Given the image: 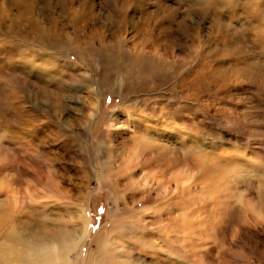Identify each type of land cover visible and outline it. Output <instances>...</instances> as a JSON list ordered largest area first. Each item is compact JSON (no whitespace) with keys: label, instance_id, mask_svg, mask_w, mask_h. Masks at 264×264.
I'll return each instance as SVG.
<instances>
[{"label":"rangeland","instance_id":"obj_1","mask_svg":"<svg viewBox=\"0 0 264 264\" xmlns=\"http://www.w3.org/2000/svg\"><path fill=\"white\" fill-rule=\"evenodd\" d=\"M12 1L0 0V48L33 22L75 26L82 57L42 47L60 62L55 99L33 73L16 89L24 77L0 55V238L38 224L56 240L87 220L66 263L119 238L130 264H264V0ZM141 52L149 71L116 69Z\"/></svg>","mask_w":264,"mask_h":264},{"label":"bare ground","instance_id":"obj_2","mask_svg":"<svg viewBox=\"0 0 264 264\" xmlns=\"http://www.w3.org/2000/svg\"><path fill=\"white\" fill-rule=\"evenodd\" d=\"M21 1L22 0L12 1L11 2L12 8L17 9L20 6ZM29 1H31V0H29ZM25 11L27 14L29 13L28 7H26ZM5 13H7V10H5ZM68 18H70L69 20H71L73 18L78 19L77 17H75L73 15H68ZM55 25L56 24H54V28H52L53 30H57ZM31 28L32 29L30 31H27L25 29H20V32H17V34H15L13 41L12 40L7 41L6 46L5 45H3V47L1 46L0 55H4L5 57H7V59L9 60V63L14 66V68L13 67L12 68L17 70V73L19 76L24 77V76L30 75V73L31 74L33 73V76H34L33 79L41 88V93L44 96H47V97L49 96V97H53L56 99V98H58V95L60 94V91L62 89L59 88V85L57 82V77L55 76V73L53 70L59 69L58 66L60 65L59 64L60 62L56 58L55 53H46L44 51V49H42V47H45V49L47 47V50L57 52L58 50H56V49H60L63 45H65L67 47L65 53H67V51L72 50V52L75 53V56L77 57V59H80L82 57V55L80 54V52L78 50L80 40H78L77 39L78 36H76L77 32H78V28H76L75 26L73 28L71 27V30L73 29L72 30L73 31L72 32L73 37L63 35L62 33H58L57 31H52L54 33L46 34L47 32L44 33L43 29L41 27L35 25L34 22L31 24ZM82 40L83 39H81V41ZM0 42H5V41H4V39H0ZM42 42H43V44L40 46V49H42V54H40L39 52H37V53L35 52V56H36L35 59H37V61H41L40 65L37 66L34 64V62H30L31 61L30 58L32 57L30 54L31 53L34 54V51H33L34 49L32 50L33 43L34 44L35 43L41 44ZM60 44H62L61 47H60ZM63 48H65V47H63ZM119 49H121V48H119ZM86 53H88L89 55L95 56V53L92 52L90 50V48H88L86 50ZM104 53H105L104 51H99L97 53V55L103 56ZM142 53L143 52H141L140 54L136 53L135 56H133L132 58L126 59L125 62H123V63L121 61L117 65L118 67L115 65L116 69L118 68L119 72H123V73H125V72L127 73L128 71H130V73H132V74L143 73V72L146 73L152 67L153 62L150 61L146 57V55H144V54L142 55ZM28 56H29V58H28ZM65 56L66 55H64V57ZM45 57H47V58H45ZM151 57H153V55H151ZM47 60H49V61L47 62ZM46 63H48L50 65L46 66L45 65ZM121 63H122V65L120 67L119 65ZM67 64H68V61H67ZM123 65H124V67H122ZM41 66H42V69L39 68ZM46 69H49L52 74L54 73L53 76L49 77V80L52 82L51 91L48 90V86H47L48 80L45 79L48 76ZM104 71H105V68H104ZM43 73L46 74V77ZM58 73H60V71H58V72L56 71V75ZM30 80L31 79H29V82H27L28 79H25V77H24V80L15 79L12 81L14 82L13 84L16 86V89L17 88L21 89L25 85H28L30 83ZM10 95H11V100L14 103V112H15L14 116L16 119L15 121L21 122L22 127H24L28 123V119L25 118V115H24L25 107H24V102H23V98L21 96V93L18 90H13ZM59 96H61V95H59ZM101 158H103V156ZM107 160H109V159L108 158L103 159V168H101L102 174L100 175L101 178L105 177L104 168L107 167V164H106ZM85 217H87V215H85ZM86 221L87 220L82 221L84 223H83V225H80V226H82V230H80V231H74L73 230L72 232L69 233V235H67L63 238H56V240L54 238H53L54 240L53 239L50 240L49 238H51V237H49V238L45 237V236L39 237V236L35 235V234H40V232H42V230L40 229V226L38 224H33V228H32L31 233L29 234L28 237L27 236H25V237L21 236V234L19 235V233H18L17 236H19V237H18L17 241L19 243L18 244L15 243L16 245L9 242L10 240L8 241L7 237L2 235L0 238V264H71V263L65 262V258L67 256L66 254L69 252H73V254H74L73 256H75V257L77 256L79 249L82 245V241L84 240L85 235H86V230H87L86 229L87 228L86 227L87 226ZM27 225H28V223H27ZM61 227L62 228H60V230H59V228L57 229V230H59V232L60 231L62 232V229H64L63 226H61ZM34 228H36V229L34 230ZM28 229H27V231H28ZM75 229H76V227H75ZM55 230H53V231L55 232ZM18 232H20V231H18ZM47 232H49V231H47ZM20 233H22V231ZM33 233H34V235H32ZM16 234H15V236H16ZM127 239H129V237ZM11 241H14V240H11ZM111 242H113V240ZM129 247L130 246H128V244L126 242H124L122 239L117 238L114 243H108L105 245V248L107 249L108 254H104L103 252L101 253L98 251L97 252H90L88 254L86 264H112L111 262H115V264H130V262L128 261L129 259H127V260L123 259V257H125L126 254L129 253V251H131L130 250L131 248H129ZM121 260H122V263H118Z\"/></svg>","mask_w":264,"mask_h":264},{"label":"snow or ice","instance_id":"obj_3","mask_svg":"<svg viewBox=\"0 0 264 264\" xmlns=\"http://www.w3.org/2000/svg\"><path fill=\"white\" fill-rule=\"evenodd\" d=\"M173 136H175V133L172 134ZM177 139H179V137H177ZM193 141V137L189 136L188 139L185 141V143H191Z\"/></svg>","mask_w":264,"mask_h":264}]
</instances>
